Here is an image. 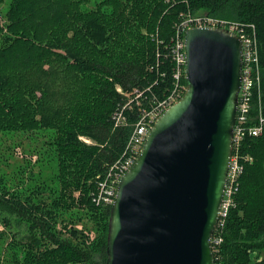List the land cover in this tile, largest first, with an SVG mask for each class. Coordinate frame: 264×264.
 Instances as JSON below:
<instances>
[{
	"label": "trees",
	"instance_id": "obj_1",
	"mask_svg": "<svg viewBox=\"0 0 264 264\" xmlns=\"http://www.w3.org/2000/svg\"><path fill=\"white\" fill-rule=\"evenodd\" d=\"M200 13L252 37L259 66L214 264H264V0H9L0 16V134L46 132L56 167L28 194L0 178V264H105L110 205L94 196L131 131L115 115L132 123L149 107L143 97L125 106L124 93L168 94L165 45L187 14Z\"/></svg>",
	"mask_w": 264,
	"mask_h": 264
},
{
	"label": "water",
	"instance_id": "obj_2",
	"mask_svg": "<svg viewBox=\"0 0 264 264\" xmlns=\"http://www.w3.org/2000/svg\"><path fill=\"white\" fill-rule=\"evenodd\" d=\"M183 94L150 127L120 177L108 218L105 264H214L233 151L242 42L221 27L184 33Z\"/></svg>",
	"mask_w": 264,
	"mask_h": 264
},
{
	"label": "built area",
	"instance_id": "obj_3",
	"mask_svg": "<svg viewBox=\"0 0 264 264\" xmlns=\"http://www.w3.org/2000/svg\"><path fill=\"white\" fill-rule=\"evenodd\" d=\"M194 26L200 27H221L226 28L234 32L242 42V66H241V79L240 87L238 91V100L236 107V119L233 129V151L230 157V163L226 175V185L223 194V200L220 209V216L218 223L214 229L215 234L212 236L211 244L212 251L214 246L221 241L220 235H218L219 227L223 225L224 218L226 217L227 210L232 203V196L235 193L238 184V178L242 172V164L239 159L238 147L240 142V136L243 134L242 125L245 124L250 109V101L252 98V90L255 87V82L259 78V66H258V54L255 40L252 37L244 33L243 29L227 20H223L207 14H187L179 24L176 26V30L170 39V42L165 45V49L168 50L172 62H173V85L168 94L162 99L154 100L152 97L143 95V92H133L134 95L130 96L128 93H124V97L128 98L126 105L131 107V103L138 101L140 97L149 101V107H143L140 110V115L132 123H127L122 112L115 115L116 125L130 126L131 131L126 142L125 150L122 155L112 162L106 170L105 175H102L98 182V192L94 196L96 203H103L105 205H111L114 197L117 185L120 177L133 165L137 154H139L142 145L145 141L146 135L154 123L155 119L172 103L177 101L183 94L186 85H183L182 79L185 78L184 64V33L186 29ZM153 71L154 65L149 67ZM120 90V89H119ZM138 103V102H137ZM261 123L262 120H261ZM249 132L252 135H258L261 132V125L258 127L250 128ZM214 233V232H213ZM217 249V248H216Z\"/></svg>",
	"mask_w": 264,
	"mask_h": 264
},
{
	"label": "rangeland",
	"instance_id": "obj_4",
	"mask_svg": "<svg viewBox=\"0 0 264 264\" xmlns=\"http://www.w3.org/2000/svg\"><path fill=\"white\" fill-rule=\"evenodd\" d=\"M8 5L9 0L0 5L2 18ZM43 138L46 139V132L43 131L0 134V178L7 186L28 194L43 179L52 176L56 167L54 155L45 149L47 145L43 143ZM86 231L91 237L95 236L94 229Z\"/></svg>",
	"mask_w": 264,
	"mask_h": 264
}]
</instances>
